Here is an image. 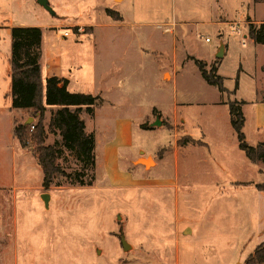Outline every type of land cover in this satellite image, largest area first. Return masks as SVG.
<instances>
[{"label":"rangeland","instance_id":"1","mask_svg":"<svg viewBox=\"0 0 264 264\" xmlns=\"http://www.w3.org/2000/svg\"><path fill=\"white\" fill-rule=\"evenodd\" d=\"M112 1L48 0L54 15L37 0L6 8L26 24L53 26L40 46L43 65L46 54L86 36L72 50L82 58L94 51L95 88L111 101L95 109L92 122L82 114L86 131L98 147L118 145L119 139L110 141L112 125L128 120L132 139L117 150L118 164L109 147L95 151L94 169L62 150L58 165L69 177L45 190L33 148L13 137L14 123L34 125L37 117L12 110L10 97H1L0 264H247L264 242V192L254 188L264 183V166L238 148L227 102L261 98L255 88L264 73L250 41L241 45L229 25L248 36L249 24L264 18V0ZM110 8L124 20L109 18ZM64 30L73 33L67 42L59 37ZM220 40L228 51L216 62ZM194 57L207 71L220 64L215 73L225 93L204 81ZM113 84L124 86L121 96L109 93ZM249 107H242L247 118ZM49 116L46 110L44 124ZM243 133L254 146L249 120ZM55 139L48 134L46 143ZM140 158L153 164L145 167ZM76 173L91 185L79 186Z\"/></svg>","mask_w":264,"mask_h":264},{"label":"trees","instance_id":"2","mask_svg":"<svg viewBox=\"0 0 264 264\" xmlns=\"http://www.w3.org/2000/svg\"><path fill=\"white\" fill-rule=\"evenodd\" d=\"M106 15L113 21H121L118 13L107 9ZM249 38L257 45H264V22L259 25L249 24ZM11 55L9 60V78L11 83V109L26 112L37 122L32 125L14 123L13 136L22 147L33 148V154L41 169V187H60L59 180L69 177L58 165L62 150L72 153L76 160L90 169L95 168V138L93 133L86 131L82 114L92 117L94 110L102 105L99 96L86 93H72L67 90L68 81L57 77H49L42 81L39 58L42 40V30L39 27H13L10 30ZM204 81L215 87L218 92L225 93L222 78L217 75V67L208 71L205 63L192 59ZM219 59L216 60L218 62ZM264 73V64L261 66ZM237 87V83H236ZM244 102H227L229 124L236 136L238 148L253 164L264 166V142L254 146L247 143L243 133ZM47 107L50 116L44 124V114ZM48 134L59 136L52 144H47ZM193 141V139H190ZM81 173H76L75 182L79 186H89L79 179ZM258 192H264V183L254 185ZM247 264H264V242L258 245L249 255Z\"/></svg>","mask_w":264,"mask_h":264},{"label":"crops","instance_id":"3","mask_svg":"<svg viewBox=\"0 0 264 264\" xmlns=\"http://www.w3.org/2000/svg\"><path fill=\"white\" fill-rule=\"evenodd\" d=\"M16 1L20 2L22 0H16ZM16 1L15 0H0V99L2 97L3 101L9 97L11 99V83H10V78H9V69H10L9 60H10V55H11V38H10L11 28L13 27H39L41 28L42 30L41 46L43 44V39H44V34H45L44 32L49 28H53V26L42 28L35 24H26V22L23 21L21 18L15 19V18L9 17L8 14L6 13V8L12 2L16 4ZM123 1L124 0H122V2ZM207 1H208L207 3L212 5L213 3H216V4L219 3V1L221 0H207ZM110 10L118 13L119 16L122 18V21L124 20V15L121 12H119L116 8L115 9L110 8ZM248 17L249 16H246V19ZM212 20L213 19H211V21ZM256 21L257 22H254V23H256V25H259L260 23L264 22V18L261 20H256ZM183 22L186 23L185 25L189 23L188 21H185V20ZM72 24H70L68 27L78 26V24L76 25L74 24L72 25ZM54 27L65 28L62 25H56ZM92 35L93 34H91V36ZM244 35L246 36L245 37L246 42L247 40H249L250 44L252 45L251 52L254 55L256 54L259 55L260 60L258 63V67L261 70V66L264 64V45H257L251 39H249V37L245 33ZM59 37L62 38V33L61 35H59ZM85 37H86L85 35L76 36L73 42L71 41L70 43H68L67 47L69 48L66 47L63 50L56 51L54 56H52V54L51 55L46 54L47 59L45 60L44 65L41 64V60L43 59V56H42L41 47H40L39 66H40L41 79L42 81H45V79L49 77H57L60 79H66L68 81L67 90L69 92L86 93V94H91L93 96H99L102 100V105L111 104V101H109L108 98H106V96H102V90L100 88H97L96 90L95 85H94L93 75L95 72V62H96L95 57H94V51L91 52V57L87 53L85 57L82 58L79 56V54L81 53L80 50L77 53H74V52L77 51L78 49L72 50L76 48V46H78L79 44H82ZM64 39L65 40L63 41L67 42L66 40L67 38H64ZM220 45L224 47L222 59L225 57L228 49H227V46L224 44V42L220 40V44L216 48L214 53L212 54V58L215 57ZM140 50H141V53L147 52L143 48H140ZM194 59L199 60V61L203 60L201 58L197 59L195 57ZM123 61L124 60H122V62ZM84 64L85 66H88L87 71L82 70L84 68ZM219 65L220 64H218V67H217V73H218ZM170 75L172 77V74ZM162 77H163V72H162ZM260 79L264 80V74L261 75ZM123 87H121V85H118V84L117 85L113 84V87L109 89V93H115V95L121 96V89H123ZM113 89H116V90L113 92ZM236 91H239V88H237ZM255 92L263 94V96L258 99L250 98L248 100H241V102H244L243 110H244V107L251 106V111H250V115L248 118L246 117V115H244L243 112L242 113H243L244 120H245L244 124L246 123V120L247 122L249 120V124L251 126L252 132L254 133L255 142L257 144L258 142H264V84L261 85L260 87H256ZM55 109L56 108H53V107H47V110L49 111L55 110ZM94 117H95V110H94L93 116L92 117L89 116V118L91 119V122ZM84 120H85V127H87L88 121L86 120V117L84 118ZM130 124L131 122L128 120L126 121L119 120L117 122L115 121L114 124L112 125L113 138L110 141L113 142L119 139L120 141L119 142L117 141L118 145L116 144V145L111 146L110 144L103 143L101 147H98L99 146L98 140H96L97 138L96 136H94L95 138V150L94 151H99V149L101 148L100 151L104 153L106 148L109 147L110 153L113 159L118 164L117 159H116L117 150L120 149L121 147L128 145L132 139L130 136V132H129ZM55 140H58V139H55ZM95 159H96V155H95ZM108 179L109 181H112L109 177Z\"/></svg>","mask_w":264,"mask_h":264},{"label":"water","instance_id":"4","mask_svg":"<svg viewBox=\"0 0 264 264\" xmlns=\"http://www.w3.org/2000/svg\"><path fill=\"white\" fill-rule=\"evenodd\" d=\"M37 3L43 7V9H45L46 11L50 12L51 15H54V12L52 11L50 5H49V2L48 0H37ZM223 52H224V47L222 45H220L219 49H218V52L216 53L215 55V58L216 59H222L223 57ZM29 120H32L31 118ZM28 121L25 122V124H27ZM139 160H142L143 162L141 163H144V166L146 167L148 165V161L150 160V158H146V159H143V158H140L138 159ZM152 160V159H151ZM42 199L44 201V205L45 207L47 208L48 207V199H49V195L47 194H43L42 195ZM120 241H121V245H122V248H123V251H127L129 249V245L126 243L124 237H121L120 238Z\"/></svg>","mask_w":264,"mask_h":264},{"label":"built area","instance_id":"5","mask_svg":"<svg viewBox=\"0 0 264 264\" xmlns=\"http://www.w3.org/2000/svg\"><path fill=\"white\" fill-rule=\"evenodd\" d=\"M229 29H230V32L232 34H235L237 37L240 38V43L241 45L245 46L246 44V36L244 35V33L242 32V30L240 29L239 25L238 24H230L229 25ZM169 30L168 29H165V32H168ZM73 34V33H72ZM68 30H64L62 32V37L63 38H68L70 37V35H72ZM210 40L208 38H205V42H209ZM30 130H33V126L31 125L30 127Z\"/></svg>","mask_w":264,"mask_h":264},{"label":"bare ground","instance_id":"6","mask_svg":"<svg viewBox=\"0 0 264 264\" xmlns=\"http://www.w3.org/2000/svg\"><path fill=\"white\" fill-rule=\"evenodd\" d=\"M139 162H143L142 160H139ZM148 164H153V161L150 159L149 161H148Z\"/></svg>","mask_w":264,"mask_h":264}]
</instances>
